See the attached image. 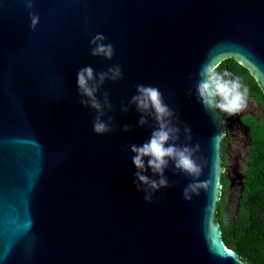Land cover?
Returning <instances> with one entry per match:
<instances>
[{
	"label": "water",
	"instance_id": "obj_1",
	"mask_svg": "<svg viewBox=\"0 0 264 264\" xmlns=\"http://www.w3.org/2000/svg\"><path fill=\"white\" fill-rule=\"evenodd\" d=\"M28 11L23 0H0V264H248L215 220L227 123L197 102L193 74L235 56L264 91V0H36L35 30ZM98 33L114 46L112 60L91 55ZM115 64L124 79L98 95L109 91L116 130L98 135L77 72ZM140 83L177 112L180 143L187 124L190 143L201 144L207 188L190 202L192 177L171 166V186L152 202L133 183L128 146L152 128L120 102Z\"/></svg>",
	"mask_w": 264,
	"mask_h": 264
},
{
	"label": "clouds",
	"instance_id": "obj_2",
	"mask_svg": "<svg viewBox=\"0 0 264 264\" xmlns=\"http://www.w3.org/2000/svg\"><path fill=\"white\" fill-rule=\"evenodd\" d=\"M30 17V28L35 30L40 22V17L31 11L36 0H23ZM102 33L96 34L91 40V55L112 60L115 56V48L111 43L105 44L107 40ZM199 79L196 81L195 91L197 102L207 111H219L229 116H234L248 107V89L238 77L232 74L218 71V65L205 62L201 65L198 73L193 74ZM124 79L123 68L119 64L110 66L107 71L97 73L92 66L81 67L77 72V87L80 96L79 103L85 107L95 110L93 131L98 135L111 133L116 130L113 123L114 117L108 115L114 110L109 91L102 93L101 88L106 81H119ZM189 96L192 92L189 91ZM135 105L140 114L137 121L140 127L152 128L150 138L142 145L130 144L128 147L134 155L132 163L135 165V180L133 183L139 191L144 193V200L152 202L154 193L162 188L170 187V181L165 175L171 166L174 174H184L192 177V181L183 189V197L191 201L193 196H199L202 189L207 188L206 181H201L207 160L197 155L201 151V144L192 141V129L187 124L183 127L185 143H180L181 127L179 115L171 108L164 99L161 90L152 85L137 84L136 94L128 103L120 102V110L128 112ZM107 116V119L104 117ZM150 120L154 124L150 123ZM124 132L131 130V126L124 124ZM147 158V159H146ZM151 170L152 175H146Z\"/></svg>",
	"mask_w": 264,
	"mask_h": 264
},
{
	"label": "trees",
	"instance_id": "obj_3",
	"mask_svg": "<svg viewBox=\"0 0 264 264\" xmlns=\"http://www.w3.org/2000/svg\"><path fill=\"white\" fill-rule=\"evenodd\" d=\"M218 71H227L238 77L248 89V97L258 102L263 113L257 118L251 114L241 117L249 127L251 145L245 171V183L239 199V208L233 219L224 211V200L229 180L221 176V195L217 201L215 220L220 222L225 243L233 248L248 264H264V91L251 69L235 56L218 63ZM223 114V113H221ZM226 133V130H225ZM224 133V136H225ZM225 141L222 140V159L225 166Z\"/></svg>",
	"mask_w": 264,
	"mask_h": 264
},
{
	"label": "rangeland",
	"instance_id": "obj_4",
	"mask_svg": "<svg viewBox=\"0 0 264 264\" xmlns=\"http://www.w3.org/2000/svg\"><path fill=\"white\" fill-rule=\"evenodd\" d=\"M262 109L258 102L248 97V107L242 112L229 116L223 113L226 120L225 154L228 165L224 168L225 177L229 180L224 200V211L229 219H233L239 208V199L244 186L245 171L251 145L250 134L239 121L243 114H251L257 118L262 116Z\"/></svg>",
	"mask_w": 264,
	"mask_h": 264
},
{
	"label": "flooded vegetation",
	"instance_id": "obj_5",
	"mask_svg": "<svg viewBox=\"0 0 264 264\" xmlns=\"http://www.w3.org/2000/svg\"><path fill=\"white\" fill-rule=\"evenodd\" d=\"M243 115H245V114H243ZM243 115H242V116H243ZM242 116H241V117H242ZM241 117H240V118H241ZM240 118H239L240 123L242 124V126H245V128L247 129L248 126H247V125L242 121V119H240ZM250 139H251V138H250ZM226 161H227V158H226ZM227 165H228V161H227V163H226V165H225L224 167H226ZM224 174H225V173H224ZM225 178H226V177H225ZM244 183H245V179H244ZM228 185H229V184H228ZM243 187H244V186H243ZM242 189H243V188H242Z\"/></svg>",
	"mask_w": 264,
	"mask_h": 264
}]
</instances>
